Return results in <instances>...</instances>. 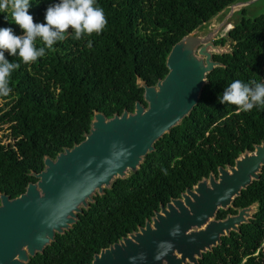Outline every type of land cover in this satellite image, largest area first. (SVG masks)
Instances as JSON below:
<instances>
[{"label": "trees", "instance_id": "16d2710c", "mask_svg": "<svg viewBox=\"0 0 264 264\" xmlns=\"http://www.w3.org/2000/svg\"><path fill=\"white\" fill-rule=\"evenodd\" d=\"M235 0H96L104 9L105 29L79 40L58 41L46 55L11 75L8 96H0V126L8 143L0 144V193L13 199L36 180L44 157L53 159L87 134L94 112L106 119L133 112L142 101L136 80L153 86L167 70L165 58L183 36ZM57 0H30L29 14L44 23L46 8ZM213 41L229 42V52L214 54L220 67L205 75L196 105L153 144L134 173L115 179L102 195L76 215L75 223L26 264H89L92 256L144 225L170 199H176L218 167L232 166L243 152L264 141V107L249 112L218 102L234 80L264 82V13L243 17ZM9 27L0 13V28ZM89 41L91 46L89 47ZM39 46V41L37 42ZM5 56L9 61L16 57ZM254 204V212L237 232L201 255L198 264H264V167L258 179L218 210L215 219L235 215Z\"/></svg>", "mask_w": 264, "mask_h": 264}, {"label": "water", "instance_id": "95a60500", "mask_svg": "<svg viewBox=\"0 0 264 264\" xmlns=\"http://www.w3.org/2000/svg\"><path fill=\"white\" fill-rule=\"evenodd\" d=\"M249 3L235 0L228 8ZM221 11L172 45L162 79L153 86L136 80L146 106L135 102L132 113L123 111L109 119L94 112L83 140L53 159L44 157L42 170L30 173L36 181L23 193L13 199L0 193V264H26L41 254L55 234L62 235L75 223L92 197L102 195L113 180L134 173L154 142L189 114L205 75L221 66L212 55L229 52L226 45L213 44L211 37L219 27L208 28ZM262 167L264 141L239 155L232 166L218 167L215 177L209 174L159 205L142 227L99 250L89 264H198L202 254L219 245L221 237L237 232L254 212L252 204L235 215L214 218L258 179ZM140 253L146 259H129Z\"/></svg>", "mask_w": 264, "mask_h": 264}, {"label": "clouds", "instance_id": "9594fccd", "mask_svg": "<svg viewBox=\"0 0 264 264\" xmlns=\"http://www.w3.org/2000/svg\"><path fill=\"white\" fill-rule=\"evenodd\" d=\"M29 7L30 0H0V13L10 14L11 23L22 32L17 35L12 28H0V96L12 92L11 75L21 64L28 65L44 57L54 44L67 38L69 29L72 38L79 40L93 33L100 34L107 25L104 9L96 0H57L46 8L44 23L34 22ZM5 53L16 57L19 62L9 61ZM217 99L219 103L234 105L242 112L264 107V82L234 80L224 87ZM137 258L146 259L143 253L129 259L134 261Z\"/></svg>", "mask_w": 264, "mask_h": 264}, {"label": "rangeland", "instance_id": "374dc122", "mask_svg": "<svg viewBox=\"0 0 264 264\" xmlns=\"http://www.w3.org/2000/svg\"><path fill=\"white\" fill-rule=\"evenodd\" d=\"M236 1L238 3H244V2H250V3L244 7L240 6V7L236 8L235 10H231V11H230V8L227 7L226 9L221 11V13H219L216 17H214L212 20H210V23L208 25L209 29L214 28V27H211L213 22L216 23L217 27H219L217 32L211 37L212 41L223 36L224 33L222 34L221 32H226V30L230 29V28L227 29L228 24H230V27H231L234 23L238 22L239 17H240L239 12L241 9H243V17L246 19L247 18L252 19V18L264 13V0H236ZM224 25H225V27H223ZM226 43L227 44L225 47V51H229V48H228L229 42H226ZM2 104H3V102L0 101V108L4 110ZM6 128H7L6 125L0 126V144H3V145H5L9 142L8 138L6 137V134L8 132L6 130Z\"/></svg>", "mask_w": 264, "mask_h": 264}, {"label": "bare ground", "instance_id": "6f19581e", "mask_svg": "<svg viewBox=\"0 0 264 264\" xmlns=\"http://www.w3.org/2000/svg\"><path fill=\"white\" fill-rule=\"evenodd\" d=\"M237 6H238V5H234V7H231V8L234 9V8H236ZM227 26H230V24H228ZM211 27H216V23L213 22L212 25H211ZM223 27H225V25H224Z\"/></svg>", "mask_w": 264, "mask_h": 264}]
</instances>
